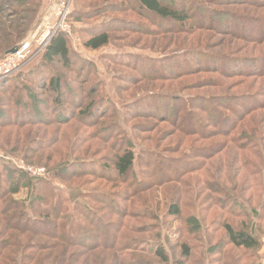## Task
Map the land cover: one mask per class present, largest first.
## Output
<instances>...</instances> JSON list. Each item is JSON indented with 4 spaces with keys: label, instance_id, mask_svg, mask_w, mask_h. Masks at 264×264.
<instances>
[{
    "label": "rangeland",
    "instance_id": "1",
    "mask_svg": "<svg viewBox=\"0 0 264 264\" xmlns=\"http://www.w3.org/2000/svg\"><path fill=\"white\" fill-rule=\"evenodd\" d=\"M52 1L0 0V61L30 35L32 51L39 52L21 71L0 77V162L28 171L34 181L46 177L65 197L77 192L105 224L97 229L81 214L95 245L74 238L60 241L38 216L39 204L47 200L41 197L33 213L43 223L42 232L13 230L23 242L24 256L36 253L45 264H264V0H173L186 6L185 24L146 14L133 0H71V33H65L77 57L70 66L41 60L46 48L41 50L42 36L36 33ZM111 21L118 23L109 28L111 41L99 49L87 48L91 33L103 31ZM138 57L158 59L155 71L144 70L149 66H141ZM210 60L214 64L206 65ZM53 74L64 82L63 106L40 84ZM178 95H189L193 103L186 128L182 113L175 116L169 103ZM104 97L115 106L105 114L95 112ZM72 99L78 104H71ZM133 103L140 104L137 110L131 109ZM153 104L160 107L153 110ZM208 107L221 113L220 122L231 119L226 132L208 116ZM114 111L121 126L116 130L127 129L133 136V126V139L159 154L150 161L160 170L152 173L142 161L151 177L132 190L112 172L99 177L85 168L76 171L79 162L92 158L112 164L117 148L112 139L121 137L113 133ZM252 136L261 141L263 152L254 147ZM189 149L193 157L185 154ZM183 160L194 166L180 173ZM63 164L67 169L61 180L50 171ZM162 171L168 178L160 176ZM27 182L18 188L0 181V242L16 238L7 224L14 203L30 197ZM172 202L180 203L182 217L168 213ZM245 220L259 239L252 251L230 244L223 227L225 222L241 226ZM135 239L145 241L146 252L142 243L140 249L135 246ZM156 243L168 252L167 263L149 255ZM182 244L189 246L190 256L182 254Z\"/></svg>",
    "mask_w": 264,
    "mask_h": 264
},
{
    "label": "trees",
    "instance_id": "2",
    "mask_svg": "<svg viewBox=\"0 0 264 264\" xmlns=\"http://www.w3.org/2000/svg\"><path fill=\"white\" fill-rule=\"evenodd\" d=\"M133 2L136 3V6L138 7V10L146 13L151 14L162 21H171L174 23L179 24H185L188 20L189 13L186 11V6H183V3H179L180 6H177L173 3V0H133ZM72 14V13H71ZM72 17V15H71ZM110 25L106 28H104L103 31H93L91 33L90 37L85 41L84 45L89 49H99L105 45H107L111 41L110 31L109 28L118 26V23L116 21H111L109 23ZM77 55L70 49L69 43H68V36L65 32L59 31L57 32L48 46L46 47V50L43 52L42 61L47 64H62L66 66H70V63L74 64L75 58ZM158 59L155 58H143L142 60L138 57V63L141 64V66L144 64L146 67L149 66V68H143L144 70H147L148 72H154L156 66V61ZM185 62V61H184ZM210 63L206 65L214 64L213 61H209ZM264 64V63H263ZM187 66V64H186ZM225 67L227 64L224 65ZM264 66V65H263ZM189 66H187L188 68ZM34 69H37L36 67ZM145 71V72H147ZM23 74L22 72H20ZM261 73V72H260ZM145 74V73H144ZM264 74V73H263ZM85 78V77H84ZM88 80V79H86ZM95 80V79H94ZM42 85V88H48L50 92H53L56 97V105L57 106H63L64 102H62V98H64V82L57 77V75H52V77L49 78H43V81L40 82ZM95 84L100 87L101 83L99 81H96ZM74 98V97H73ZM167 98V97H166ZM164 98V99H166ZM181 98V99H180ZM190 100V96H180L172 97L171 101L169 102L171 105V108L173 110V113L175 116L179 117L180 115H176L178 113H182L180 119L182 122V125L185 126H191L188 125L189 121H185L186 114H191L193 109V103ZM143 103V101H141ZM71 104L77 105V101L75 99H72ZM130 104V103H129ZM129 104L127 106H129ZM135 103L131 104V109H136L137 106L140 105L139 103L134 105ZM94 106L95 104L92 103ZM105 106V107H104ZM114 102H111L110 100L106 99L105 97L102 98L100 102L96 104L95 112L97 113H103L107 112L108 109L113 108ZM144 106V105H142ZM107 108L106 111L103 109ZM158 105H152V109L155 110L156 108H159ZM185 107V108H184ZM117 109V106L113 109ZM210 112H208V111ZM206 111L208 112V116L211 118L212 121H214V124L217 125L219 130L226 132L227 127H229L232 122L230 118H226L224 121L220 122V118L223 117L220 115V112H215V110L211 113L212 108L208 107ZM115 112V111H114ZM127 112L129 113V108L127 107ZM113 117V133L114 131L117 132L116 135H119L121 137L114 138L112 142V146H117V148L114 150L112 156H111V162L112 164L110 166L103 165L100 161H96L94 158L90 159L89 161H81L79 162V167L76 168L78 170L87 169L88 171H91L94 174H97L99 177H104L105 172L114 173L115 178L119 179L121 182H124L127 184V187L129 190H132L134 186H136L139 183H142L144 179L151 177V173L145 170L144 165H142V161L147 163V165L153 170L152 173L156 170H160L159 166L156 163H152L150 160L155 159L159 157L158 153H154L149 147L141 146L138 142H136L133 139V136H136L134 132V128L132 126V135L131 136L127 129H121L116 130L118 126H120L119 123L116 122V112L115 115H110ZM115 116V117H114ZM194 117V116H192ZM115 118V119H114ZM195 118V117H194ZM196 119V118H195ZM127 120V119H126ZM199 120V119H198ZM196 119V123L202 124L200 121ZM121 127V126H120ZM230 129V128H228ZM113 133L111 134V138L113 137ZM251 137V136H248ZM251 138L255 145L259 147V150L263 152V145H261V141L252 136ZM189 152L185 154H190V157L194 156V153H191V149L188 150ZM184 154V155H185ZM192 155V156H191ZM189 156V155H188ZM1 161V160H0ZM140 164L139 169L136 167V163ZM67 165V164H66ZM66 165H60L58 167L53 168L50 173L55 176L59 177L62 180L61 171L66 170ZM181 168H179L180 173L187 172V170L191 169V166H194L193 162L191 161H181ZM17 167V166H16ZM15 166H10L6 164H3L0 162V181L1 182H13L16 183L18 188L21 187L22 183L26 181V178L28 180L27 186L30 188L29 198L28 200H22L15 202L12 209V213L10 215V220H8L7 228L12 229V233L16 237L10 239H5L2 242H0V261L3 262V264H11L12 260L14 259V263L16 264H23L24 260H28L29 264L32 262V264H45L43 261L45 260L43 256H39L35 254L24 256V249L25 247L19 246L20 243L23 244V242L19 241V237L17 236L18 233L17 229L19 230V233H25V232H42L41 228L44 226L50 225L52 228L55 229V234L57 238L60 241L63 242H74V240L77 241H83L86 242L90 247H92L94 244V240H91L90 237L87 236V231L84 229L82 225L81 220V214L86 215L87 223L88 225H93L95 228L100 229L102 225L105 224L104 220L99 217L96 211L94 209L90 208V206L87 205V200L84 197H80V195L74 194L71 192H68L69 196L65 197L64 193L60 191V189L55 188L51 181L48 180L46 177L44 178H38L36 181L34 178H28V171L24 169H16ZM66 168V169H65ZM79 172V171H78ZM162 174V175H161ZM160 176L162 178H168L166 177L164 171H162ZM105 178H110V176H105ZM174 179H178V177H173ZM155 182H159L156 181ZM33 189V190H32ZM213 192L219 195L222 194H228L225 193L223 190L219 189H213ZM32 197V198H31ZM46 197V201H42L39 204V212L38 216L42 217L45 220V224L38 222L37 218L35 217L33 213V208L38 206L39 198ZM73 201L74 205L70 206L68 205L67 201ZM103 200L106 202H110V199L107 195H103ZM237 205L240 208H246V205L244 203H240L238 199L235 200ZM231 210L236 211L234 206V201L230 203ZM252 211V210H251ZM254 212V209H253ZM168 213L173 217H182V208L180 206V203L178 202H172L169 206ZM255 214V213H254ZM249 213L245 214L246 219L249 217ZM53 217V219H51ZM30 218L31 221H35L34 225L32 226L28 220ZM22 220H25V222H22ZM250 223L251 221L245 220L241 223V226H234L231 223H223V227L225 229V234L229 240V243L235 246L236 248H243L246 251H252L259 247V239L254 234V232L250 229ZM41 224H43L42 227ZM16 229L14 232L13 230ZM46 231L45 229H43ZM59 232V234H58ZM74 232H76V235H74ZM17 234V235H16ZM71 238H74L72 240ZM144 240H134V243H136V247L140 249V246L145 242ZM140 243H142L140 245ZM182 254L186 257L190 256V248L186 244H182ZM143 247H145L146 252V245L143 244ZM141 247V248H143ZM149 255H152L156 257L160 262L167 263L169 261V254L166 252L165 248L161 244L154 245L151 249H148ZM41 255V254H40ZM142 264H153V261L145 260Z\"/></svg>",
    "mask_w": 264,
    "mask_h": 264
},
{
    "label": "built area",
    "instance_id": "3",
    "mask_svg": "<svg viewBox=\"0 0 264 264\" xmlns=\"http://www.w3.org/2000/svg\"><path fill=\"white\" fill-rule=\"evenodd\" d=\"M54 1H52L53 3ZM72 12V2L71 0H56L49 14L45 17L43 25L40 27L36 34L42 36L40 39V44L43 49L48 46L53 36L59 32L71 33V26L68 23V17ZM32 42L27 41L17 52L5 54L3 59L0 61V77L11 76L16 74L25 68L36 56L38 51H32ZM28 170V169H27ZM43 170V169H39Z\"/></svg>",
    "mask_w": 264,
    "mask_h": 264
},
{
    "label": "water",
    "instance_id": "4",
    "mask_svg": "<svg viewBox=\"0 0 264 264\" xmlns=\"http://www.w3.org/2000/svg\"><path fill=\"white\" fill-rule=\"evenodd\" d=\"M31 35L26 37L24 40H22L20 43L16 44L14 47L6 51V54L15 53L17 52L29 39Z\"/></svg>",
    "mask_w": 264,
    "mask_h": 264
}]
</instances>
